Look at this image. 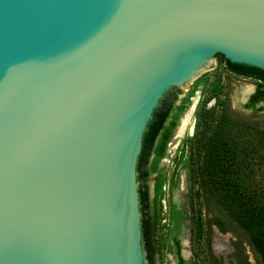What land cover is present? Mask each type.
Returning a JSON list of instances; mask_svg holds the SVG:
<instances>
[{
	"label": "water",
	"instance_id": "1",
	"mask_svg": "<svg viewBox=\"0 0 264 264\" xmlns=\"http://www.w3.org/2000/svg\"><path fill=\"white\" fill-rule=\"evenodd\" d=\"M219 55L264 71V0H0V264H151L144 136Z\"/></svg>",
	"mask_w": 264,
	"mask_h": 264
},
{
	"label": "trees",
	"instance_id": "2",
	"mask_svg": "<svg viewBox=\"0 0 264 264\" xmlns=\"http://www.w3.org/2000/svg\"><path fill=\"white\" fill-rule=\"evenodd\" d=\"M227 62L230 65H236ZM219 89L218 86L214 88L215 91ZM168 106L164 98L144 136L143 149L138 162L139 174L142 167L147 166L154 153L151 169L148 173L143 172L142 177L158 174L152 208L149 192L140 190L142 204L147 210L153 211V216L145 214L143 217V234L147 244L153 231L160 226H165L162 224L165 219L162 215L164 214L163 201L166 195L167 176L161 173L159 165L167 156L172 130L177 127L180 115L177 114L174 117L167 128L168 134L164 135L155 151H153V145L168 118L165 112ZM181 110L185 111L186 107H182ZM209 117L211 119L209 123L208 121L203 122L204 130L189 139L196 153L193 160L197 167L196 186L198 189L196 193L202 201L195 212L194 236L196 239L201 238L208 245V234L204 231L203 218V207H207L217 214L218 220L215 221V225L218 229L223 233L232 230L242 232L248 238L257 264H264V171H261L264 168V132L257 133L252 122L236 119L233 112H230L226 106L220 114L210 112ZM172 186L175 187V183L171 182L170 187ZM167 214V219L175 223V228H179L186 219V216L173 202L170 203ZM169 224L170 222L166 225L167 228ZM173 230L174 228H169L168 233ZM168 241L169 237L164 243L165 247L169 246ZM148 257L152 264L151 256ZM181 263L185 262L182 260Z\"/></svg>",
	"mask_w": 264,
	"mask_h": 264
},
{
	"label": "rangeland",
	"instance_id": "3",
	"mask_svg": "<svg viewBox=\"0 0 264 264\" xmlns=\"http://www.w3.org/2000/svg\"><path fill=\"white\" fill-rule=\"evenodd\" d=\"M203 75L209 76V81L204 91L205 95H203V99L198 105L197 112L192 119L193 121L197 122L196 133H200L202 130H204L205 125L203 122L208 121L209 123L211 121L209 117V113L211 111L208 108L214 100L213 97L220 94V92L218 93V91L213 89L216 79L217 82H223L224 86L222 87H224V90L228 89V92L231 93L232 96L238 91L236 87H232V89L230 87L229 89V86H227V72H225L222 68L213 70L211 67H209L205 70V72H203ZM234 83L237 86L246 87V85L243 83L236 81ZM190 88L191 86H188L185 90L181 91L180 94L185 96V94H187L186 90ZM209 94L210 96L208 99L204 100V97H207ZM222 97H227L226 93H223ZM194 101L197 102L196 99ZM233 105L234 102L231 103V107L234 110L232 112L236 119L248 123L252 122L257 133L264 132V111L258 114H253L251 112H241L234 108ZM221 111L222 109L218 108V110L214 112L217 115L220 114ZM183 136L178 137L176 133L173 135V138L168 145L167 156L164 158V161L159 167L161 173L167 176V187L165 190L166 195L163 201L164 214L162 215V217H165V219L162 221V224L165 226H160L161 228L158 227L152 233L151 254L154 257V264L176 263L175 248H173L171 244H169L168 247H165L164 245L167 237L171 238L172 234L168 233L169 228L166 226L168 225L166 216H168L167 213L171 202L175 203L187 215V228L190 231V237L192 235V243L190 244V248H188V251L191 252L190 260L192 262L195 264H257L255 254L250 246L248 238L238 230H232L228 233L221 232L215 225V221L218 220L217 214L209 210L207 207H203V218L205 224L204 231H207L206 234H208V245L201 238H195V212L199 209L200 203L202 201L198 198L196 193V190L198 189V186H196L197 167L193 162L194 158L196 157V153L193 146H191L190 143L186 141L187 138ZM183 151L184 154H182ZM183 155L184 158H182ZM261 171H264V168ZM157 176L158 174H150L144 179V187L150 194L151 208L153 207L154 198L153 187ZM171 182L175 183V187H170ZM150 215L153 216L152 210H150ZM226 227L230 228L228 226Z\"/></svg>",
	"mask_w": 264,
	"mask_h": 264
},
{
	"label": "flooded vegetation",
	"instance_id": "4",
	"mask_svg": "<svg viewBox=\"0 0 264 264\" xmlns=\"http://www.w3.org/2000/svg\"><path fill=\"white\" fill-rule=\"evenodd\" d=\"M213 70H218V69H223L225 72H227V82L229 86V89L231 87H236L238 90L233 96L231 93L228 92V89L224 90L223 82H217V79L213 85V89L218 86L220 87L218 93V96L213 97L214 100L211 103L210 107L208 108L211 112L218 110V108L223 109L224 106L229 108V111L232 112L234 111L233 108L231 107V103L234 102V108H236L238 111L241 112H251L258 114L260 112L264 111V71H259L256 69H251L250 67H243V66H237V65H230L226 59L219 55L216 57L215 63L211 66ZM209 76H204L203 74L201 77L195 81L191 86L190 89L186 90L185 96L180 94L181 90L175 89L171 91L170 93L167 94L165 97L166 101L168 102V107L165 109V112L168 116L167 120L164 122L162 129L159 131L156 140L154 141L153 145V151H155L158 147V144L161 142L162 138L164 135H167V128L171 125L174 117L178 114L180 117L177 120V127L172 130V137L170 138V141L173 138V135L176 133L177 128L180 126V120L183 119V117L186 116V114L190 111L191 107L194 104V100H197L196 108L194 110V114H192L191 117V122L188 125V128L184 134V136L187 138L186 141L189 142V139L196 134V126L197 122L193 121L192 119L194 118V115L197 112L198 105L200 104L201 100L203 99L204 91L206 89L207 83L209 81ZM239 82L243 83L246 85V87L243 86H237L234 82ZM226 86V84H225ZM242 90H248V93L244 94ZM226 93L227 97H222V94ZM204 97V100H207L208 97ZM231 102V103H230ZM236 102V103H235ZM224 105V106H223ZM182 107H186L185 111H182ZM180 111L182 113L180 114ZM183 136V137H184ZM170 141L168 145L170 144ZM154 157V153L150 157L148 164L146 167H142V170L139 172V181L141 182L140 185V190L147 191L145 187H143L142 183L144 179L147 177H142L143 172L148 173L151 169V162ZM157 179L154 184V192H155V186H156ZM150 195V194H149ZM148 197V196H147ZM149 201H150V196H149ZM146 203L147 200H146ZM141 206H142V213L143 217L145 214L148 216L150 215V210H147L145 208V205L142 204L141 201ZM178 207V206H177ZM178 209L182 211V213L186 216V219L183 220L182 224L180 225L179 228H175V223L170 222L168 228H174V230L170 233L171 238H169L168 244H171L173 248H175V258H176V263L175 264H182L181 261L183 260L185 263L184 264H190L193 263L191 259V252L188 251V248H190V244L192 243V235L190 237V231L187 228V215L183 210H181L179 207ZM149 219V217H147ZM152 222V221H151ZM180 234V235H179ZM151 236L149 237V241L147 244V247L149 248V256H151V260H153L154 264V257L151 254V248H152V243H151ZM171 239V240H170ZM151 263V262H150Z\"/></svg>",
	"mask_w": 264,
	"mask_h": 264
},
{
	"label": "bare ground",
	"instance_id": "5",
	"mask_svg": "<svg viewBox=\"0 0 264 264\" xmlns=\"http://www.w3.org/2000/svg\"><path fill=\"white\" fill-rule=\"evenodd\" d=\"M242 92H243L244 94H246V93H248V90H242ZM196 103H197V102L194 101V104H193V106L191 107L190 111H189V112L186 114V116L180 121V127H179L178 130H176V135H177L178 137L183 136V134H184V132H185V130H186L188 124H190V120H191L192 114H194L193 112H194V110H195ZM235 103H236V102H235Z\"/></svg>",
	"mask_w": 264,
	"mask_h": 264
}]
</instances>
